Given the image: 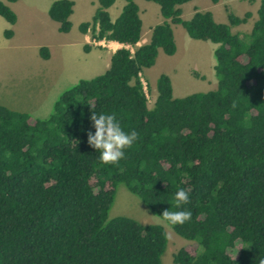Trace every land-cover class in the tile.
I'll return each instance as SVG.
<instances>
[{
	"label": "trees",
	"instance_id": "1",
	"mask_svg": "<svg viewBox=\"0 0 264 264\" xmlns=\"http://www.w3.org/2000/svg\"><path fill=\"white\" fill-rule=\"evenodd\" d=\"M150 1L165 19L137 46L138 3L125 0L113 21L108 8L115 0H97L79 30L123 45L103 73L66 88L47 117L0 103V264H162L169 240L164 226L127 215L109 218L119 183L161 217L175 207L177 188L189 192L181 207L191 218L172 227L193 242L174 253L175 263L258 264L264 257V0L248 32L232 26L246 23L251 11H229L228 21L219 22L211 10L196 9L184 19L181 5L190 0ZM74 5L54 0L49 6L62 32L72 28ZM0 15L17 20L5 0ZM172 23L218 44L217 85L174 96L170 76L161 73L151 105L142 74L159 50L177 52ZM48 51L40 48L45 58ZM87 103L115 113L125 131L138 133L115 164L99 161L87 143Z\"/></svg>",
	"mask_w": 264,
	"mask_h": 264
},
{
	"label": "rangeland",
	"instance_id": "2",
	"mask_svg": "<svg viewBox=\"0 0 264 264\" xmlns=\"http://www.w3.org/2000/svg\"><path fill=\"white\" fill-rule=\"evenodd\" d=\"M52 1L54 0H5L18 15L17 21L10 24L0 15V103L40 118L51 114L54 99L78 78L104 71V68L98 70L97 62L89 65V57L84 58L83 49L77 40L81 33L79 24L91 17L98 4L97 0H74L75 11L71 16L73 25L68 32L60 31L59 23L50 17L48 8ZM199 2L201 7H211L219 22L228 21L229 11L238 16L251 11L252 15L246 23L232 26L234 32L251 30L260 4V0H219L218 3L215 2L217 4L213 0ZM139 3L143 1L139 0ZM190 4L188 2L184 5V19L194 13ZM175 26L177 27H173V30L177 52L169 55L160 50L156 63L146 68L145 74H142L151 105L159 92L156 82L161 73L170 76L174 96L190 93L177 92V89L204 90L217 84L214 49L218 44L191 37L182 24ZM7 28H14V36L11 38L4 35ZM49 45L52 47V57L45 61L40 55V48H49ZM195 72L199 75H195ZM53 84L56 85L54 89ZM117 215H127L142 223L164 226L169 240L162 256V264H178L174 262V253L193 242L178 234L171 224L152 211L124 183L117 186L108 216L113 218Z\"/></svg>",
	"mask_w": 264,
	"mask_h": 264
},
{
	"label": "clouds",
	"instance_id": "3",
	"mask_svg": "<svg viewBox=\"0 0 264 264\" xmlns=\"http://www.w3.org/2000/svg\"><path fill=\"white\" fill-rule=\"evenodd\" d=\"M90 106L88 120L91 127L86 129L87 143L98 151V160L104 164H115L125 157V150L133 145L138 137L135 129L125 131L115 113L96 111ZM94 129V131H93ZM189 192L185 188H177L173 194L174 208H166L161 215L171 225L182 224L191 218V210L181 207L189 201ZM258 264H264L261 257Z\"/></svg>",
	"mask_w": 264,
	"mask_h": 264
},
{
	"label": "crops",
	"instance_id": "4",
	"mask_svg": "<svg viewBox=\"0 0 264 264\" xmlns=\"http://www.w3.org/2000/svg\"><path fill=\"white\" fill-rule=\"evenodd\" d=\"M95 1L96 0H94L93 2H95ZM135 1L139 5V13H140V16H141V19H142V34H141L140 40L136 44L137 46H140V45H142V44L147 43V42L150 41L153 27L156 24L161 23L165 18L161 14L160 5L159 4H156L157 2L150 1V0H142L143 3H139V0H135ZM188 2H191L190 7H192V11L193 10L195 11L196 9L211 10V11H213L211 7H207V9L205 7H201L199 0H190ZM188 2H186V3H188ZM125 3H126L125 0H115V2L108 8V10L110 12L111 19L113 21L118 17V15L122 11L123 6L125 5ZM186 3H184L183 5H181L182 9H184V5H186ZM213 3L214 4H217L215 2H213ZM97 6H98V4L94 8L93 13H91V17L89 19H87V20H91V18L93 16V14H94ZM74 8H75V5H74ZM74 11H75V9H74ZM74 11H73L72 14H74ZM182 13H183V11H182ZM213 13H214V17H215V12L213 11ZM72 14H71V16H72ZM71 16H70V19H71ZM10 24H14V23H10ZM175 25H177V23H172V27H177ZM58 27H59V24H58ZM11 29L13 31V34L11 35V37H12V36H14V28H11ZM11 37H9V38H11ZM77 38H78L77 40H78V42L80 44V47L83 49V52H84V55H85L84 58L89 57V60H90V64L89 65L92 66L94 63L97 62L99 64V67H98L99 69L98 70H100L101 68H104V71L109 67L110 60H111V56L114 53V51L123 45L122 43H120V42H118L116 40H107V39L95 40V39H92L90 32H88V33L81 32L78 35ZM85 45L91 46V48H90L89 51H86L85 50V47H84ZM48 50H49L48 51L49 52V57L48 58L43 57L41 55V53H40L41 57H43L45 61L50 60L51 57H52V47L50 45H49ZM159 54H160V50H159ZM159 54H158V56H159ZM103 63H104V65H103ZM78 67H79V65H78ZM98 74H100V73H98ZM143 74H145V72H143ZM95 75H97V74H95ZM95 75H92L90 77H93ZM202 75H204V74H202ZM90 77H86V78H90ZM80 78H78L76 80V82ZM142 79L144 80V76L143 75H142ZM216 85L217 84L215 83V84H213L212 87L205 88L204 90H202V89H200V90H194V89L193 90L192 89H177V92L188 91V92L191 93V92H194V91H207V90H210V89L215 88ZM55 86L56 85L53 84L52 89H54ZM54 102H55V99H54Z\"/></svg>",
	"mask_w": 264,
	"mask_h": 264
}]
</instances>
